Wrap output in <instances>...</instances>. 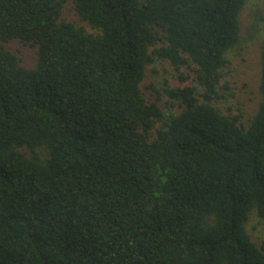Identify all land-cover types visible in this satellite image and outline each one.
I'll use <instances>...</instances> for the list:
<instances>
[{"label": "trees", "instance_id": "trees-1", "mask_svg": "<svg viewBox=\"0 0 264 264\" xmlns=\"http://www.w3.org/2000/svg\"><path fill=\"white\" fill-rule=\"evenodd\" d=\"M245 2L0 0V264H264V39L247 123L214 104Z\"/></svg>", "mask_w": 264, "mask_h": 264}, {"label": "rangeland", "instance_id": "rangeland-1", "mask_svg": "<svg viewBox=\"0 0 264 264\" xmlns=\"http://www.w3.org/2000/svg\"><path fill=\"white\" fill-rule=\"evenodd\" d=\"M62 17L65 20L84 26L87 31H94L79 20L71 2L65 4ZM239 20L240 40L226 53L229 64L222 70L220 81L222 97L217 99L214 104L223 112L241 113L242 121L247 123L260 100L258 89L260 46L264 39V6L262 0H246L240 12ZM4 44L9 50L18 55L22 65L33 66L35 64L37 47L25 44L18 39L9 40ZM180 70L188 75L186 80L182 81L180 79L172 65L158 60L146 69L142 89L148 98L157 99L165 117L178 112V105H172L166 95L151 91L148 85L152 83L161 88L165 79L171 85L195 84L193 73L189 68L182 67ZM40 152L44 157L45 151L40 150ZM245 229L258 245L264 242V228L255 210H251Z\"/></svg>", "mask_w": 264, "mask_h": 264}]
</instances>
